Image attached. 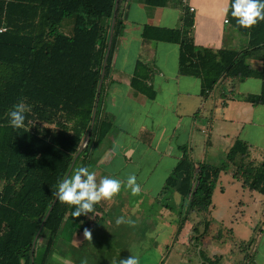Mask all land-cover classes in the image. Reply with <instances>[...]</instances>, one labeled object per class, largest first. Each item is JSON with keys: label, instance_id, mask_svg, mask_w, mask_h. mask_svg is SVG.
Returning <instances> with one entry per match:
<instances>
[{"label": "trees", "instance_id": "trees-1", "mask_svg": "<svg viewBox=\"0 0 264 264\" xmlns=\"http://www.w3.org/2000/svg\"><path fill=\"white\" fill-rule=\"evenodd\" d=\"M171 1L146 3L164 7ZM114 5L115 0H0V264H52L59 238L69 239L74 230L90 225L92 213L75 218V208L56 199L32 248L56 198L57 184L66 177L90 130ZM120 5L121 0L90 140L68 176L79 167L95 166L94 149L111 129V123L101 118L100 107L115 42L122 33ZM227 16L233 30L247 38L242 52L197 48L191 37L193 17L187 9L181 29L145 28L142 37L178 44V72L200 78L201 96L207 97L225 78H256L260 93L243 99L264 106V21L251 29L240 27L231 16L230 3ZM254 55L262 63L260 71L247 63ZM141 71L137 64L131 87L152 97L141 85ZM20 100L31 111L26 113V128L14 129L7 112ZM230 166L234 179L264 197V163H251L248 146L240 140L219 166L194 163L182 149L159 195L175 190L183 201L190 198L189 213L206 212L220 173ZM100 210L95 205L94 211Z\"/></svg>", "mask_w": 264, "mask_h": 264}, {"label": "crops", "instance_id": "crops-1", "mask_svg": "<svg viewBox=\"0 0 264 264\" xmlns=\"http://www.w3.org/2000/svg\"><path fill=\"white\" fill-rule=\"evenodd\" d=\"M229 3L173 0L164 7H153L146 0H121L122 33L115 42L100 107V116L111 123V129L94 149L96 163L90 171L96 173L97 182L105 176L126 182L134 174L141 192L133 196L122 187L112 201H101V210L93 211L88 229L143 228V209L161 197L159 216H176L177 208L181 211L177 220L167 224L173 228V246L184 250L176 264H264V197L234 179V167L220 173L206 212L189 213L190 198L183 201L175 190L159 195L181 159L182 149L194 163L219 166L233 143L240 140L248 146L251 163H264V106H252L243 99L260 93V80L225 78L203 97L200 78L178 72V44L142 37L145 28L181 29L187 9L193 17L191 37L197 48L242 52L247 38L228 22V13L223 10ZM247 63L260 71L262 63L257 55L248 57ZM137 64L142 68L141 85L152 97L131 87ZM164 166L154 189V173ZM249 203H259V216L250 221V231L241 237L240 221ZM117 209L124 213L125 222L120 225L108 218ZM84 229L74 230L69 239L60 237L57 244L71 245L76 252L86 242ZM75 240L81 242L79 247L72 245ZM242 248L247 249L249 258H244Z\"/></svg>", "mask_w": 264, "mask_h": 264}, {"label": "rangeland", "instance_id": "rangeland-1", "mask_svg": "<svg viewBox=\"0 0 264 264\" xmlns=\"http://www.w3.org/2000/svg\"><path fill=\"white\" fill-rule=\"evenodd\" d=\"M164 168H166V166L155 171L152 188H157L156 182L159 180ZM160 199L159 201H161ZM159 201L157 200L149 208L143 209L141 217L144 222L143 228H129V230L123 231V228L118 226L109 230L106 228V233L99 231L98 227H96L94 230H91L92 240H86L83 247L79 249L76 248V252L70 250L71 245H68L70 247H65L63 242L57 244L54 250L52 264H60L61 262L59 263V261L63 259L66 261L64 264H81V261L85 259L87 260V264H112L113 261H119V259L128 258L131 255L138 258L139 264H160L163 259L166 261V258H168V260L165 264H176V261L180 259V255L183 254L184 250L182 249L179 251L180 246H173V235H171L173 228L167 227V224H172L177 220L176 216H180L181 214L179 213L181 211L177 208L176 216H159L158 211L160 207L157 204ZM256 204L257 205L249 203V209L246 215H244V218L241 219L239 217V219H241V237L246 236L248 234L247 232L250 231V221H254L259 216L257 215L260 208L258 206L259 203ZM123 214L124 213L118 209L112 211L111 216H108L109 221L116 220L118 217H123ZM184 214L185 213H183V216ZM90 218V222L92 223L93 218ZM249 234H251V232ZM258 234L259 233L256 232V236ZM80 243L79 240L72 241V245L75 247H79ZM262 251L264 252V248H262ZM243 253L244 256L248 255L247 249H243ZM247 257L244 258L246 259Z\"/></svg>", "mask_w": 264, "mask_h": 264}, {"label": "clouds", "instance_id": "clouds-1", "mask_svg": "<svg viewBox=\"0 0 264 264\" xmlns=\"http://www.w3.org/2000/svg\"><path fill=\"white\" fill-rule=\"evenodd\" d=\"M227 2L228 0H226ZM230 9L231 16L242 28L251 29L259 22L264 21V0H231ZM223 11L227 14L229 7H225ZM30 111V106L24 100L13 104L7 112L9 126L14 129L26 128V113ZM122 187L129 189L133 196L139 195L141 192V187L134 174L129 175L126 182L107 176L97 182L96 173L90 171L88 167L82 166L77 168L74 174L59 181L57 191L53 195L62 204L74 207L75 211L72 212V216L77 218L93 213L95 205L101 201H112L115 196L120 194ZM124 222L123 217L116 219L117 225ZM83 236L86 240H92L91 230L85 228ZM81 264H87V260H82ZM112 264H139V260L131 255L128 258L113 261Z\"/></svg>", "mask_w": 264, "mask_h": 264}, {"label": "water", "instance_id": "water-1", "mask_svg": "<svg viewBox=\"0 0 264 264\" xmlns=\"http://www.w3.org/2000/svg\"><path fill=\"white\" fill-rule=\"evenodd\" d=\"M118 4H119V0H115L113 15H112L110 29H109V37H108V42H107L106 53H105L103 64H102V71H101L100 81H99V84H98L97 96H96V99H95L94 110H93L92 117H91L90 130H89L88 134L86 135V137L84 138V140L81 143V145L79 146V149H78V151H77V153H76V155H75V157L73 159L72 165H71L66 177H68V175L70 174L76 158L80 155V153L83 151V149H85L87 147V145L89 143V140H90V133H91V131L93 129V126H94L96 108H97V103H98V100H99V93H100V89H101V86H102L103 77H104V73H105L106 61H107V58L109 56L111 45H112L113 30H114L115 21H116V14H117V10H118ZM56 199L57 198H55L54 202L52 203L48 213L46 214V216H45V218H44V220H43V222H42V224H41V226L39 228L38 233L36 234V236L34 238V241H33V244H32V248H34L35 242H36V240H37V238L39 236V233H40V231L42 229L43 223L45 222L46 218L48 217L49 213L51 212V210H52V208L54 206V203L56 202Z\"/></svg>", "mask_w": 264, "mask_h": 264}, {"label": "built area", "instance_id": "built-area-1", "mask_svg": "<svg viewBox=\"0 0 264 264\" xmlns=\"http://www.w3.org/2000/svg\"><path fill=\"white\" fill-rule=\"evenodd\" d=\"M182 2L184 3V2H185V0H182ZM190 11H193V9H190Z\"/></svg>", "mask_w": 264, "mask_h": 264}]
</instances>
